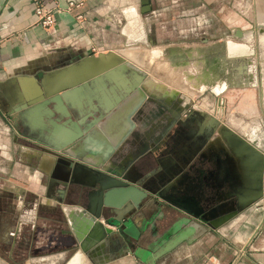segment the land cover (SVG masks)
I'll return each instance as SVG.
<instances>
[{
  "label": "crops",
  "instance_id": "obj_1",
  "mask_svg": "<svg viewBox=\"0 0 264 264\" xmlns=\"http://www.w3.org/2000/svg\"><path fill=\"white\" fill-rule=\"evenodd\" d=\"M42 1L63 7L67 0ZM80 1L55 13L50 29L35 20L30 0H0V190H11L20 197L33 193L40 206L17 205V237L22 226L32 229L36 207H57L68 234L60 251L28 255L21 264H264V169L262 195L229 211L232 213L225 220L199 215L189 198H178L173 187L148 191L140 186L146 192L141 210L127 216L126 205L121 204L115 208L118 219L110 221L105 212L94 218L80 198L67 195L61 199L60 187H49L50 178L34 165L35 154L48 164L55 157L37 146L45 142L59 145L74 129L70 121L78 117L60 98L48 101L49 92L75 82L73 76L80 71L81 78H93L114 70L113 75L102 76L72 95L80 110L91 112L92 117L96 115L90 109L95 104L93 94L111 102L106 109L96 105L104 114L118 103L113 94H118L120 84H128L142 72L141 86L149 75L140 57L126 56L124 49L163 48L174 55L177 48L209 43L220 42L226 48V34L240 35L246 24L253 23L259 36L264 32V0H147L146 5L142 0ZM77 14L81 16L77 18ZM110 52L114 55L106 56ZM249 53L224 52L222 90L233 84L254 87L259 81L264 96V74L257 79L247 68L257 61L242 56ZM121 63H126L124 68H119ZM59 75L60 81H52ZM114 85L111 92L109 87ZM172 86L193 100L190 91ZM191 89L198 91L197 87ZM88 91L92 94L89 101ZM89 120L85 116L82 123ZM258 148L264 151V144ZM85 175L84 170H75L74 181ZM40 228L41 233L31 232L30 243L41 242L44 231ZM102 230L106 232L101 236ZM11 233L6 237L8 249L13 244ZM3 251L1 247L0 264H11Z\"/></svg>",
  "mask_w": 264,
  "mask_h": 264
},
{
  "label": "flooded vegetation",
  "instance_id": "obj_2",
  "mask_svg": "<svg viewBox=\"0 0 264 264\" xmlns=\"http://www.w3.org/2000/svg\"><path fill=\"white\" fill-rule=\"evenodd\" d=\"M151 79L147 76L141 85L146 97L130 116L134 123L132 128L101 166L92 170L113 176L118 173L121 179L148 191L173 187L178 190V198L181 195L188 197L199 215L207 219L231 211L244 202L249 203L259 190L262 181L260 172L242 163V156L234 153L219 138L217 131L221 125L220 120L204 108L195 106L192 99L184 107L187 100H177L182 91L159 94L149 85ZM74 162L70 171L72 175L60 198L67 195L77 200L80 198L84 200L87 209L88 197L92 198L94 193L93 187L74 181L75 170H84L82 165ZM81 180L90 181L85 177ZM6 191L7 204L10 206L0 205V219L11 220L10 211L13 207L16 210L18 204L25 208L38 205L33 193L20 197L11 190ZM141 200L135 207L126 205L124 213L129 216L141 210L145 204ZM37 207L40 208L39 205ZM37 207L32 231L22 226L17 237L15 219L12 218L10 222L13 244L9 249L4 248L3 253L11 264L23 263L28 255L57 252L66 246L65 236L68 234L65 233L66 220L63 213L57 207L51 210ZM100 212H105L110 221L118 219L115 209L111 207H102ZM37 220L42 223L37 224ZM39 227L44 231V235L40 234L41 242L30 243L28 239L31 232H40Z\"/></svg>",
  "mask_w": 264,
  "mask_h": 264
},
{
  "label": "water",
  "instance_id": "obj_3",
  "mask_svg": "<svg viewBox=\"0 0 264 264\" xmlns=\"http://www.w3.org/2000/svg\"><path fill=\"white\" fill-rule=\"evenodd\" d=\"M141 3L142 5H146L147 0H142ZM141 10L143 11L144 8H141ZM113 55L114 54L111 52L106 54V56ZM125 64L126 63H121L119 68H124ZM58 72L60 73V71ZM114 72L116 71L110 70L107 72H102L101 74H94L97 76L93 78H90L91 76L81 78L80 75H82L83 72L80 71L78 75L75 74L73 76L75 79L77 78V81H71L70 85H61L58 89L56 88L54 91L47 94V96H50L48 101H56L60 98L61 102H63L66 107L69 109L74 108L75 112L78 114V117L75 121H70L67 118L66 122L70 121V124L74 129L73 131L71 130L70 136L67 138L64 137L60 140L59 145L45 142L42 143L41 146H37L40 150H47L50 154L55 155V157L50 160L49 164L47 161L40 159L36 154L34 155V165L39 170H42L44 174L50 178L48 180L49 187H52L53 185L59 186L60 188H58V192L61 194L64 192V187L67 183V180L72 175L70 171H72L71 167L73 161H75L74 163H79L82 165V168L86 174L85 178L89 179L90 181L85 182L81 180L78 182L93 187L94 193L92 198L88 197V207L86 210L94 218L99 216L100 209L102 207H111L115 209L124 203L130 207H135L138 202L146 195V192L143 189L138 188L136 185L128 183L127 181L118 177L120 175L118 173L116 174L117 176H113L99 170H92L94 167L98 168L101 166V163L107 159V157L121 143V141L132 128L134 123L130 116L146 97L144 89L142 86L138 85L144 74L140 72L139 74L135 75V77L132 76L128 84H120L121 86H119L117 90L118 94H113V99L118 101V103L113 106L112 110L106 111L104 114L98 112L96 105L101 109H106L107 107H110L111 102H107L102 98L94 96L93 94V100L95 104L90 105L89 103V105L90 109L96 112V115L92 117L91 112L86 114L82 109L80 110L79 103H77L72 97L74 91L85 89L87 88V85H90L94 80L106 75L111 76ZM52 76H54L53 72L51 73L50 77ZM56 78L54 77L52 81H60V75L58 76V79ZM113 87H115V85L109 87L111 92L114 91ZM59 92L60 94L57 96L56 93ZM86 94L88 95L87 101H89V94H92L90 91H88ZM181 99L187 100V102L183 105L184 107H186L188 103L191 102V98L183 93H180L179 98H177L178 101H181ZM60 107L63 111L65 110L64 106ZM85 116H90L91 120L83 124L82 121ZM98 118L100 120L96 121ZM94 122H96L95 125ZM77 124H80L81 128H78ZM111 125H114V133L112 134V137L108 132V127ZM218 132L224 142H226L231 148V150L234 153L242 156V163L253 166L258 170V173L260 172L259 177L261 175L262 178L264 169V151H262L261 148H258L257 144L251 140L235 133L232 129L225 128V126L221 129H218ZM75 133L77 135L72 137V135ZM101 136L102 138H105L103 140L108 143L104 150L90 146L92 140L99 137L101 138ZM45 165L46 168L44 167ZM260 195H262V181L259 186V190L256 194H254L251 200L259 197ZM231 213L232 212L228 211L225 214L218 216L215 220H225L230 216ZM105 232L102 230V232H100L101 236L104 235Z\"/></svg>",
  "mask_w": 264,
  "mask_h": 264
},
{
  "label": "rangeland",
  "instance_id": "obj_4",
  "mask_svg": "<svg viewBox=\"0 0 264 264\" xmlns=\"http://www.w3.org/2000/svg\"><path fill=\"white\" fill-rule=\"evenodd\" d=\"M252 24H246L240 35L226 34V48L219 42L209 43L206 47L201 45L202 48H177L174 55H169L167 49L151 47L124 49L123 53L129 57L136 55L140 57L141 63L148 70V77L152 78L150 83L159 94L176 91L172 84L183 87L192 94L195 106H202L221 121L219 129L225 126L252 140L257 147H261L264 144V96L260 94L261 83L255 82L254 87L233 84L224 90L221 89L223 88L224 52L229 55L250 52L249 55L242 56L246 58L250 56V59L253 61L255 59L257 63H251L247 68L252 73L255 72L257 79L264 74V32L259 36L257 27L251 26ZM231 37L242 40L236 41ZM164 79L168 82L165 83ZM206 84H213L211 87L214 92ZM192 87H197L198 91H192ZM113 126L108 127L111 137L114 133ZM217 135L221 137L218 131ZM99 138L92 140L90 146L104 150L108 143L102 136ZM5 192L7 191L0 190L1 207L10 206L7 204ZM10 213L12 218L16 219L17 213L14 207ZM11 220L0 219V240H6ZM7 246V242L0 241V248H7Z\"/></svg>",
  "mask_w": 264,
  "mask_h": 264
},
{
  "label": "built area",
  "instance_id": "obj_5",
  "mask_svg": "<svg viewBox=\"0 0 264 264\" xmlns=\"http://www.w3.org/2000/svg\"><path fill=\"white\" fill-rule=\"evenodd\" d=\"M30 2L32 4L35 20L40 25L50 29L54 28L55 13L63 8L69 9L71 6H75L81 3L80 0H67L65 6L61 7L57 4L48 6L42 0H30ZM80 16V14L76 15L77 18H79Z\"/></svg>",
  "mask_w": 264,
  "mask_h": 264
},
{
  "label": "bare ground",
  "instance_id": "obj_6",
  "mask_svg": "<svg viewBox=\"0 0 264 264\" xmlns=\"http://www.w3.org/2000/svg\"><path fill=\"white\" fill-rule=\"evenodd\" d=\"M149 85L151 86V88L154 87V86H152V84H151L150 82H149ZM151 90H152V89H151ZM151 90H150V91H151ZM155 90H156V89H155ZM46 153H47V152H46ZM52 157H53V156H52ZM48 158H49V156H48ZM44 160H45V158H44ZM44 160H43V161H44ZM48 160H49V159H48ZM41 161H42V160H41ZM44 167H45V166H44Z\"/></svg>",
  "mask_w": 264,
  "mask_h": 264
}]
</instances>
